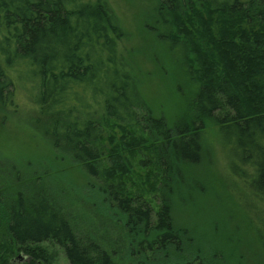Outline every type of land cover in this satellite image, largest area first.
<instances>
[{"label":"trees","instance_id":"trees-1","mask_svg":"<svg viewBox=\"0 0 264 264\" xmlns=\"http://www.w3.org/2000/svg\"><path fill=\"white\" fill-rule=\"evenodd\" d=\"M133 1L149 9L140 29L170 56L148 53L174 91L169 111L142 96L107 0H0V111L16 114L20 91L26 126L53 150L27 171L0 156V264L20 253L22 264H52L45 243L68 264H260L239 253L242 233L264 257V0ZM67 162L85 177L81 193ZM200 199L219 226L178 224L175 212Z\"/></svg>","mask_w":264,"mask_h":264},{"label":"rangeland","instance_id":"rangeland-1","mask_svg":"<svg viewBox=\"0 0 264 264\" xmlns=\"http://www.w3.org/2000/svg\"><path fill=\"white\" fill-rule=\"evenodd\" d=\"M108 4L112 8L113 12L117 16L121 27L125 31L126 35L123 40L122 51L126 57L127 61H130L133 63L134 66H136V70L139 73V75H142L141 78H139L140 81V87L139 89L142 92V96H145L149 100V103H151L153 106L162 107L164 110L169 111L171 110V102H172V90L168 91V87L164 86V78L160 77L157 73L156 66L154 65L152 57L148 53L152 52V49H155L156 51H159L158 54L161 55V58L159 62L164 63L168 65V61L170 56H166V53L161 47H158L155 45L151 38L144 33L143 30L140 28L144 26V22L146 18L144 17L145 13L149 10L146 4H141L138 2H135L133 0H107ZM143 31V32H142ZM153 53V52H152ZM131 55V58H128V56ZM135 56V57H134ZM161 63V64H162ZM174 70V69H173ZM178 80L176 78H173V80H169L168 84L169 89H172V84L174 85L177 83ZM17 104V113H12L10 110H3L0 111V156L7 158H12V161H8L7 164L9 166H13V164H16V169H18V159L22 162H19L21 164H24V168L27 171L31 167L25 166V163L27 161H32L31 159L34 158V156H44V154L51 155L53 153V150L50 146V144L46 143L44 140L38 138L37 136L33 135L28 127L26 126L25 120L32 118V106L30 105V101L21 94L20 91L17 92L15 95V101ZM110 133V132H109ZM111 136L114 137L116 142H120V133L116 129H112ZM207 137H209V141H213L216 143L215 135L214 134H208ZM103 146L107 147V149H112V145L110 143V138H108L107 133L106 137L104 139ZM127 152V151H126ZM106 154V153H105ZM103 155L104 157L106 155ZM216 156V162L219 169H222V160H221V150L216 146V152L212 155ZM128 157V156H127ZM130 159V157H128ZM4 162V161H3ZM63 167L62 170L65 169L68 171V173L65 176V181L67 184H70L74 187V189L77 192L82 191V184L86 183L85 177L83 174L79 173L80 170L70 168V163L67 162V164L62 163ZM66 168H65V167ZM8 170V176L9 177H15L17 175L16 172L13 170L10 172V168H7ZM21 172V171H20ZM135 172L139 173V171L135 168ZM23 173L21 172V175ZM223 174V173H222ZM195 180V179H194ZM193 181V180H192ZM189 184V183H188ZM192 186V185H191ZM229 189V187H228ZM186 190L180 189V193L185 196L183 192ZM82 194H85V192H82ZM231 194V193H230ZM187 195V194H186ZM237 198L238 194H231V197ZM245 197V196H244ZM247 201H249V198H247ZM177 203H175V210H177ZM199 205H202L201 207H196L192 211H187L184 209H179L175 212L174 216L178 224H186L189 225L188 227H194L203 225L205 228V223L207 225H218L219 226V219L218 214L215 215L214 211H212L210 208L208 209L207 206H212V204H209L204 199H200ZM66 205H69L66 203ZM77 205L75 203L74 206H71L72 212L74 215H79L87 217L89 215L86 213V209L83 204ZM205 205V206H203ZM78 207V208H77ZM186 207V206H185ZM226 207V206H225ZM68 208V207H67ZM74 208V210H73ZM86 208V207H85ZM187 208V207H186ZM258 208V205L254 203L252 200L248 202V205L245 207V209H248L251 213H254V211ZM78 209V210H77ZM80 211V212H79ZM217 211V210H216ZM262 214L258 213L257 218H259ZM89 218V217H88ZM86 219V218H84ZM237 219L234 218V222L232 224L237 223ZM229 220L227 219L226 222ZM259 222V221H258ZM84 223H86L84 221ZM230 223V222H229ZM260 223V222H259ZM223 227H227L226 225L222 223ZM261 227V226H260ZM259 228V227H258ZM222 231H224V228H222ZM241 231H244V228H242ZM225 232V231H224ZM225 235V233H222ZM197 236H200L199 233L196 234ZM248 233H242V236L240 238L234 237L235 241L239 244L237 246L239 253L241 252L243 256L249 255L250 253H257L260 258V264H264V257H262L260 252L257 251L258 246L251 243V238ZM201 239L208 240L205 235L200 237ZM212 238V237H211ZM233 241V240H232ZM233 241L234 245L236 242ZM237 245V244H236ZM46 248L49 249V252L53 254V257H55L54 263L52 264H68L65 256L63 255L62 251L54 246H50L49 244L44 245ZM213 250L221 251L222 254L228 253L229 248L226 245H215L214 242H212ZM258 256H249L250 258H257ZM114 259L117 261L118 264H123V260L119 259V256L115 255ZM27 260V257L20 253L15 258V264H22ZM174 260H177L174 258ZM246 264H253L252 260H246Z\"/></svg>","mask_w":264,"mask_h":264}]
</instances>
